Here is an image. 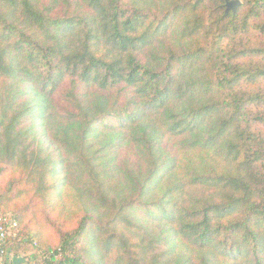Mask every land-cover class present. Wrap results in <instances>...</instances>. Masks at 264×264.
<instances>
[{
  "label": "trees",
  "instance_id": "1",
  "mask_svg": "<svg viewBox=\"0 0 264 264\" xmlns=\"http://www.w3.org/2000/svg\"><path fill=\"white\" fill-rule=\"evenodd\" d=\"M227 1L0 0L4 251L264 264V0Z\"/></svg>",
  "mask_w": 264,
  "mask_h": 264
},
{
  "label": "rangeland",
  "instance_id": "2",
  "mask_svg": "<svg viewBox=\"0 0 264 264\" xmlns=\"http://www.w3.org/2000/svg\"><path fill=\"white\" fill-rule=\"evenodd\" d=\"M28 101L32 102L33 96L29 94L26 96ZM45 145H49V142L46 138H43ZM50 151H55V147L50 145ZM73 204V203H72ZM80 207V206H79ZM81 208V207H80ZM37 253L36 244H29L26 240L21 243H9L6 250L4 251L3 257L0 259V264H3L8 259H13V257H22L26 259L25 264H37L39 260H34L33 256Z\"/></svg>",
  "mask_w": 264,
  "mask_h": 264
},
{
  "label": "built area",
  "instance_id": "3",
  "mask_svg": "<svg viewBox=\"0 0 264 264\" xmlns=\"http://www.w3.org/2000/svg\"><path fill=\"white\" fill-rule=\"evenodd\" d=\"M18 234L17 221L0 215V259L3 257V245L10 238H15Z\"/></svg>",
  "mask_w": 264,
  "mask_h": 264
},
{
  "label": "water",
  "instance_id": "4",
  "mask_svg": "<svg viewBox=\"0 0 264 264\" xmlns=\"http://www.w3.org/2000/svg\"><path fill=\"white\" fill-rule=\"evenodd\" d=\"M240 5H241L240 0L227 1V4H226L227 13L232 12L235 14ZM12 262H13V264H25L26 259H24L22 257H13Z\"/></svg>",
  "mask_w": 264,
  "mask_h": 264
}]
</instances>
